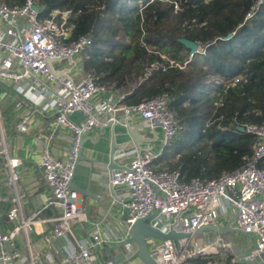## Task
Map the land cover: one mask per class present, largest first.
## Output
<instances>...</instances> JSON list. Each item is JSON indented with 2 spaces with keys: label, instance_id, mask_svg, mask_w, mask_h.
Masks as SVG:
<instances>
[{
  "label": "built area",
  "instance_id": "2783aa9c",
  "mask_svg": "<svg viewBox=\"0 0 264 264\" xmlns=\"http://www.w3.org/2000/svg\"><path fill=\"white\" fill-rule=\"evenodd\" d=\"M263 6L264 0H254L243 23L253 20ZM180 11V6L174 3L173 12ZM68 16L69 12H47L36 0L13 5L0 0V85L24 82L33 92L44 93L49 86L53 87L52 115L56 128L71 133L64 161L48 151L41 155L40 174L50 194L41 210L25 217L21 209L24 194L15 190L9 194L11 208L5 216L15 226L7 232L0 226V264H99L94 255L96 246L112 242L121 243L132 252L124 239H111L98 233L87 241H79L77 251L72 248L58 251L53 246L55 241L71 236L76 226L87 222L78 194L71 186L82 138L95 129L109 124L127 125L139 117L160 132L163 152L182 131L176 114L168 108L166 94L138 105H122V97L115 99L117 92L111 86L101 84L98 76L85 72L82 63L74 62L91 47L92 39L90 35H83L71 40ZM48 61L56 75L51 72ZM59 62L68 64L63 69L65 72L54 70L53 63ZM69 71L72 76L68 75ZM79 72H82L80 77ZM239 80L225 85L215 79V84L233 87ZM74 113L82 116L81 122L70 119ZM117 113H121V118ZM27 120V117L21 118L15 130L25 133ZM232 128L238 132L241 128L242 133L255 138L253 153L242 158L239 168L215 179L196 177L183 182L178 171L155 170V157L149 150L138 153L125 167L112 171L107 187H123L129 192L128 199L121 201L117 208L126 230L136 220L153 216L152 225L162 232L173 228L177 233L192 234L203 226H215L216 221L219 224V213L221 209L226 213L225 206L233 215L230 224L233 231L255 238L254 247L238 262L264 264V169L257 167L264 158V124H237ZM1 135L0 131V156L8 166L5 185L9 189L18 178V160L8 155ZM48 209L53 210L51 216L45 215ZM145 241L156 264H229L221 250L233 251L231 243L220 240L195 248L190 239ZM51 253L59 255L57 262Z\"/></svg>",
  "mask_w": 264,
  "mask_h": 264
},
{
  "label": "trees",
  "instance_id": "16d2710c",
  "mask_svg": "<svg viewBox=\"0 0 264 264\" xmlns=\"http://www.w3.org/2000/svg\"><path fill=\"white\" fill-rule=\"evenodd\" d=\"M253 1L36 0L47 12H69L71 40L91 36L82 67L123 96L121 104L168 96L182 131L160 160L183 182L215 179L253 153L255 138L232 128L264 124V6L243 23ZM182 38L197 43L198 53L190 58ZM215 79L240 80L226 87ZM257 167L264 169V158ZM231 257L229 264H243Z\"/></svg>",
  "mask_w": 264,
  "mask_h": 264
},
{
  "label": "crops",
  "instance_id": "0c3cea01",
  "mask_svg": "<svg viewBox=\"0 0 264 264\" xmlns=\"http://www.w3.org/2000/svg\"><path fill=\"white\" fill-rule=\"evenodd\" d=\"M74 62L79 65L83 61L77 57ZM52 66L55 71L65 72L63 69L67 68L68 64L59 62L53 63ZM68 75L72 76L73 73L69 71ZM81 75L82 72H79V77ZM47 86H49L48 83ZM54 91V88L49 86L46 93L33 92L24 82L0 85L1 136L8 155L18 160L16 169L19 172L14 187L8 189L5 185L8 166L4 158L0 156V197L2 198L0 226L5 232L15 226V223L9 222L5 216V212L11 208L9 194L13 193V190L24 194L21 209L25 217L41 210L50 199L49 191L40 174L42 153L48 151L60 160L66 159L71 133L68 130L56 128L55 118L52 115ZM118 96L114 93L115 99ZM120 97L122 100L123 96ZM117 116L121 118V113H117ZM23 117L28 118L27 128L25 133H19L15 130V125ZM70 119L79 123L82 121V116L74 113ZM128 126L133 131L131 132L133 138L140 141L137 146L133 144L128 134ZM145 150H149L155 157L153 160L155 170L166 168L168 161L160 160L162 155L160 132L150 128L149 124L139 117L134 118L127 125H107L83 136L71 186L78 194L79 205L86 214L87 222L76 226L71 236L55 241L53 246L56 250L63 251L64 248L69 250L72 248L77 251L79 241H87L95 233L111 239L127 241V230L117 208L121 201L128 199L129 192L123 187L112 188L113 192H110L111 187L107 185L112 171L125 167L138 153ZM223 208L226 213L223 209L220 210V227L233 219L228 208L225 206ZM52 214V209L45 212L46 216ZM245 236L251 240L249 253L255 245V238ZM203 237L208 239L205 243L221 241L220 238L213 240L209 234H204ZM120 245L121 243L112 242L96 246L94 255L97 262L99 264H140L136 254L128 251L129 247H120ZM232 252L238 260L239 254L242 256L248 254L244 247L239 250L233 247ZM127 253H131L132 257H128ZM51 254L54 262H57L59 255Z\"/></svg>",
  "mask_w": 264,
  "mask_h": 264
},
{
  "label": "water",
  "instance_id": "95a60500",
  "mask_svg": "<svg viewBox=\"0 0 264 264\" xmlns=\"http://www.w3.org/2000/svg\"><path fill=\"white\" fill-rule=\"evenodd\" d=\"M34 10H37L36 7H34ZM231 37L232 34H229L225 39L227 40L230 39ZM177 41L182 46H184L186 50H188L190 57L198 53L199 45L197 43L184 38L178 39ZM48 66L51 72L54 75H56L51 67V61H48ZM109 125L111 126V124ZM238 130L242 132L241 128H239ZM131 132L133 131L128 126V134L131 140L133 141V144L137 146L140 141L135 140ZM109 190L110 192H113L112 188H109ZM153 219H154L153 216H148L143 219H138L127 229L128 239L127 241H125V243L126 245L131 246L132 252L133 251L135 252L138 262L140 264H156L147 250L146 241H145L146 239H156L159 241H178L181 239H191L202 236L204 234H209L212 236L211 238L214 240L218 236H222L225 235L226 233L233 231V229L230 227V224H232L233 219L228 221V223L223 227H220L216 221L215 226H203L197 229L196 231H194L192 234L177 233L175 230H173V228H171L168 232H162L160 229L152 225ZM122 246L123 244L120 245V247Z\"/></svg>",
  "mask_w": 264,
  "mask_h": 264
},
{
  "label": "rangeland",
  "instance_id": "374dc122",
  "mask_svg": "<svg viewBox=\"0 0 264 264\" xmlns=\"http://www.w3.org/2000/svg\"><path fill=\"white\" fill-rule=\"evenodd\" d=\"M83 54L80 56V59L82 61H84V57H85ZM163 168L166 169L167 167L166 168L163 167ZM216 238H220L223 243H232L233 247L235 249H238V250L241 249L242 247H244L245 250L247 251V253H248V249L251 246V240L248 237H246L245 235L239 234L237 232H234V231L226 233L225 235H222V236H218ZM207 240L205 239V237H203V235L199 236V237L192 238L191 239V246H192V248L200 247V245L207 242ZM221 253L224 254V258L226 257V259L229 255L231 256V254H232V252L230 250H221ZM133 254H135L134 251H133ZM127 255L130 258L132 257L131 253H129V254L127 253ZM239 256L242 257V254H239ZM232 257H233L232 262H238V257H235V256H232ZM232 257H231V259H232ZM241 263L247 264L244 262V260Z\"/></svg>",
  "mask_w": 264,
  "mask_h": 264
},
{
  "label": "clouds",
  "instance_id": "9594fccd",
  "mask_svg": "<svg viewBox=\"0 0 264 264\" xmlns=\"http://www.w3.org/2000/svg\"><path fill=\"white\" fill-rule=\"evenodd\" d=\"M190 57V56H189Z\"/></svg>",
  "mask_w": 264,
  "mask_h": 264
}]
</instances>
